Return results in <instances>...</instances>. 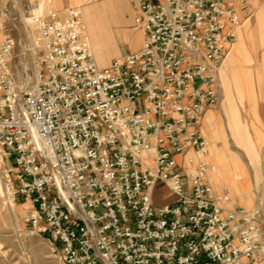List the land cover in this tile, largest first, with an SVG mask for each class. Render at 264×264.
I'll list each match as a JSON object with an SVG mask.
<instances>
[{"label":"built area","instance_id":"2783aa9c","mask_svg":"<svg viewBox=\"0 0 264 264\" xmlns=\"http://www.w3.org/2000/svg\"><path fill=\"white\" fill-rule=\"evenodd\" d=\"M18 1L0 0V192L58 264H262L260 210L213 187L199 129L253 0H127L141 44L104 66L78 7L31 1L35 58L14 61Z\"/></svg>","mask_w":264,"mask_h":264},{"label":"rangeland","instance_id":"374dc122","mask_svg":"<svg viewBox=\"0 0 264 264\" xmlns=\"http://www.w3.org/2000/svg\"><path fill=\"white\" fill-rule=\"evenodd\" d=\"M30 1L37 2L38 0H19L17 4H14V7L10 9L11 18L6 23L9 34L16 41L13 49V60H24L26 64H30L35 58V54L31 50L33 29L27 20L31 12L24 7ZM42 2L48 3L47 0H42ZM78 8L81 11V19L86 26L90 46L98 64H102L103 54L108 56L109 63L113 58L131 52L139 44V32L141 31L133 24L134 12L127 0H92L85 4L80 3ZM48 10L52 9L45 6L37 12L44 13ZM62 14H66V11L64 10ZM253 14L254 12H252L250 20L244 25L248 28H258L253 41L254 45H264V24L256 28ZM258 36L261 37L260 40L262 41L258 40ZM252 46L247 47L248 61L244 65L249 80H233L234 86L232 83L230 85L229 75L224 71L222 72L221 68L218 72L222 87L219 89L221 95L217 103L207 109L213 110L211 112L215 111L220 117V120L218 118L217 121H221L224 136L218 140V145L223 149L225 147V153L229 156L228 160L231 161L232 167L236 171L242 170L243 173L240 171V174L249 190L250 203L246 205L230 194L223 178L221 185H224L226 189L213 187L230 197V206L259 208L262 230L260 259L264 264V122L256 121L258 118L256 107L258 99H264V96L258 97V90H264V48ZM222 74L224 78H222ZM243 81L250 83V86L244 89V94L241 92L244 87ZM226 85L228 86V95L234 105L232 112L226 100ZM234 89L243 96L240 98ZM260 92L264 93L263 91ZM207 155L206 146L204 157L206 158ZM211 159L216 167V161ZM233 178L237 177L233 176ZM163 194V191H157L155 195L157 202L162 201L161 196ZM167 200L169 201L170 198ZM30 210L31 206L28 201L20 199L18 202L9 204L6 195L0 192V264H58L47 241L41 235L31 231L28 223L25 222Z\"/></svg>","mask_w":264,"mask_h":264},{"label":"crops","instance_id":"0c3cea01","mask_svg":"<svg viewBox=\"0 0 264 264\" xmlns=\"http://www.w3.org/2000/svg\"><path fill=\"white\" fill-rule=\"evenodd\" d=\"M90 1L92 0H54L51 7L58 11H64L70 5L78 4L80 6V3L85 4ZM250 7L252 9V12H254L253 19H254V22L256 23V28L262 26V24H264V0H253L250 3ZM249 20L244 21L242 25L238 27L237 32H236V38L232 46L230 47V49L225 53V56L222 59L220 66L218 67V72L222 68V72L224 71L225 73L229 75V80L232 82L233 86L235 84L233 80H249V78L246 76V68L244 67V65L248 61L247 60V47L250 45H253L252 47L254 48H264L263 44H258L257 46L254 45L253 41L255 38V33L258 32V28L254 29V28H248L247 26H245L244 24L247 23ZM139 33H140V40H141L142 34L141 32ZM260 39L261 37H259L258 40L262 41ZM140 40H139V44L135 48H133L132 51H135L139 48L141 44ZM107 57H108L107 55L103 54L102 64L100 65L98 64V62L97 64L99 66L107 65L108 63ZM218 77H219V74H218ZM259 79H262V78H259ZM244 89L245 88L241 90L243 94H244L243 92ZM258 91H259L258 97L262 98L264 96V93H261L260 91L264 92V90L260 89ZM243 94L240 95L237 92V95L239 97L240 96L242 97ZM256 107H257V112H258V118L256 119V121L264 122V99H258V105H256ZM211 111L213 110H209V109L205 110V112L200 118V131H201L202 137L204 138L207 149H208V155L206 156V158L208 160L211 157L216 161L218 158L217 155H219L220 160L223 161L224 170L230 173L232 168L230 167L227 161L229 159V156L225 153V147L223 149L218 145V140L222 139V136H224V132L222 131V128H221V121L220 122L217 121L218 118L220 120V117L215 111L214 112H211ZM239 129H240V126H239ZM225 146L228 147L227 145ZM228 151L231 152L229 149ZM189 155H193V153L189 152ZM217 168L218 166H217V161H216L215 170H217ZM215 170L211 174V180H212V183L214 184L213 186L216 188H219L220 186L221 188L226 189L224 185H221L222 177L216 176ZM224 182L229 192L228 184L225 180ZM231 182H232V185L234 186L233 187L234 197L238 198L240 201H243V202L250 201V197H248L249 190L247 189V185L244 184L245 182L244 180H242V177L240 178L237 177L234 179V181L231 178ZM240 193H243V196H244L243 198L240 196Z\"/></svg>","mask_w":264,"mask_h":264},{"label":"bare ground","instance_id":"6f19581e","mask_svg":"<svg viewBox=\"0 0 264 264\" xmlns=\"http://www.w3.org/2000/svg\"><path fill=\"white\" fill-rule=\"evenodd\" d=\"M54 1L53 0H51L50 2H48L47 4L46 3H44V2H42V0H38L37 2H32V3H35L36 5L33 7V12H36V11H38L41 7L43 8V7H47V8H51L52 10H56V9H53L52 7H51V5H52V3H53ZM87 2V1H86ZM73 5H75V4H73ZM70 6H72V5H70ZM76 7H79V5H75ZM69 7V6H68ZM67 9V8H66ZM65 9V10H66ZM57 11V10H56ZM27 20H28V22H29V24H30V17H27ZM89 25V24H88ZM142 34V33H141ZM141 38H142V35H141ZM93 42V41H92ZM225 56V55H224ZM224 58V57H223ZM224 75L222 74V78H224L223 77ZM217 80H218V84H219V86L221 87V84H220V81H219V78H218V71H217ZM245 82V83H244ZM231 81L229 80V84L231 85ZM243 88H248V86H250V83H248V81L246 82V81H243ZM222 88V87H221ZM225 93H226V100H227V102H228V107H229V109H230V111L232 112L233 111V108H234V105H233V102L230 100V97H229V95H228V86L226 85L225 86ZM211 119H212V117H211ZM205 141V140H204ZM218 156V158H217V166H218V168H217V170H215V163H214V161L212 160V159H206L207 161H209L210 163H211V165L213 166V171L215 170L216 172H215V174H216V176H221L226 182H227V184H228V187H229V193L230 194H232L233 196H234V190H233V185H232V182H231V178L233 179V181H234V179L235 178H233V176L234 177H238V176H241L242 177V175L240 174V171H241V173H243L242 172V170H238V171H236V169L235 168H233L232 167V165H231V161L230 160H228V163H230L229 165H230V167L232 168V172H230L229 174H227L226 173V171L224 170V166H223V161L222 160H220V158H219V155H217ZM212 171V172H213ZM212 174V173H211ZM238 178H240V177H238ZM212 181V180H211ZM212 185H214L213 183H212ZM220 187V186H219ZM240 196L243 198L244 196H243V193H240ZM248 203H250V201H245L244 202V204H246V205H248Z\"/></svg>","mask_w":264,"mask_h":264}]
</instances>
